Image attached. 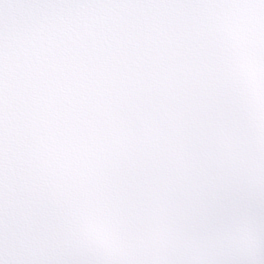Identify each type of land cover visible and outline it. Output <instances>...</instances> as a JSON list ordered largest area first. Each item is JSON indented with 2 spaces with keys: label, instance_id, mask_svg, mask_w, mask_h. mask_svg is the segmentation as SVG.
Masks as SVG:
<instances>
[{
  "label": "clouds",
  "instance_id": "obj_1",
  "mask_svg": "<svg viewBox=\"0 0 264 264\" xmlns=\"http://www.w3.org/2000/svg\"><path fill=\"white\" fill-rule=\"evenodd\" d=\"M0 264H264V0H0Z\"/></svg>",
  "mask_w": 264,
  "mask_h": 264
}]
</instances>
